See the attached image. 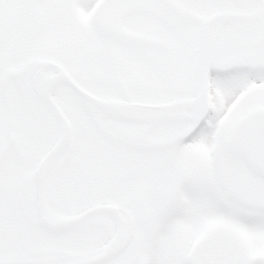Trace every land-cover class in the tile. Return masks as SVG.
<instances>
[{
    "label": "snow or ice",
    "instance_id": "obj_1",
    "mask_svg": "<svg viewBox=\"0 0 264 264\" xmlns=\"http://www.w3.org/2000/svg\"><path fill=\"white\" fill-rule=\"evenodd\" d=\"M0 264H264V0H0Z\"/></svg>",
    "mask_w": 264,
    "mask_h": 264
}]
</instances>
